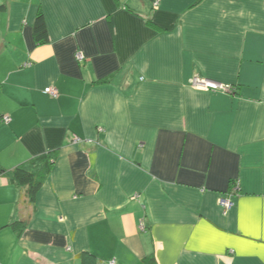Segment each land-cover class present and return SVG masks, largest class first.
<instances>
[{
  "label": "crops",
  "instance_id": "0c3cea01",
  "mask_svg": "<svg viewBox=\"0 0 264 264\" xmlns=\"http://www.w3.org/2000/svg\"><path fill=\"white\" fill-rule=\"evenodd\" d=\"M44 156L0 264H264V0H0V167Z\"/></svg>",
  "mask_w": 264,
  "mask_h": 264
},
{
  "label": "trees",
  "instance_id": "16d2710c",
  "mask_svg": "<svg viewBox=\"0 0 264 264\" xmlns=\"http://www.w3.org/2000/svg\"><path fill=\"white\" fill-rule=\"evenodd\" d=\"M33 38L36 44L46 43L48 40L46 25L42 13L36 14L32 27ZM51 157V156H50ZM47 156L31 160L27 164L20 165L12 170H5L0 167V176L8 178L9 182L20 192H24L25 196L32 202L43 180L48 175L54 158ZM10 226H17L13 223ZM83 264H90L89 260L93 257L89 254L81 256ZM152 258H147L146 263H152Z\"/></svg>",
  "mask_w": 264,
  "mask_h": 264
},
{
  "label": "built area",
  "instance_id": "2783aa9c",
  "mask_svg": "<svg viewBox=\"0 0 264 264\" xmlns=\"http://www.w3.org/2000/svg\"><path fill=\"white\" fill-rule=\"evenodd\" d=\"M76 59L78 60V62L82 61V57L80 55H77ZM192 84H193L194 87L202 89V90H210V91L227 90V88H224L222 86H219V85H216V84H212V83H209V82H206L204 80L197 79V78L193 80ZM43 92L46 95H48L49 97L53 98V99L57 98V96H58V91L55 88L48 87V88H45L43 90ZM9 121H10L9 117H5V116L2 117V122L3 123L8 124ZM218 205L222 208V210L224 212L229 210L231 208V206H232L230 200L226 199V198H220L218 200ZM140 229L143 230V226L142 225L140 226ZM111 264H113V263H111Z\"/></svg>",
  "mask_w": 264,
  "mask_h": 264
}]
</instances>
